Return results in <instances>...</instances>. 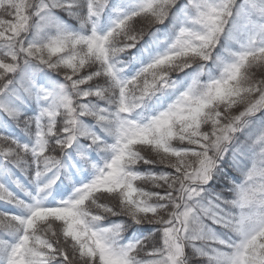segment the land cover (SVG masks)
Wrapping results in <instances>:
<instances>
[{"label": "snow or ice", "instance_id": "snow-or-ice-1", "mask_svg": "<svg viewBox=\"0 0 264 264\" xmlns=\"http://www.w3.org/2000/svg\"><path fill=\"white\" fill-rule=\"evenodd\" d=\"M0 264H264V0H0Z\"/></svg>", "mask_w": 264, "mask_h": 264}]
</instances>
